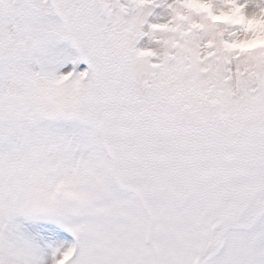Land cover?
<instances>
[{"label": "snow or ice", "instance_id": "obj_1", "mask_svg": "<svg viewBox=\"0 0 264 264\" xmlns=\"http://www.w3.org/2000/svg\"><path fill=\"white\" fill-rule=\"evenodd\" d=\"M0 264H264V0H0Z\"/></svg>", "mask_w": 264, "mask_h": 264}]
</instances>
